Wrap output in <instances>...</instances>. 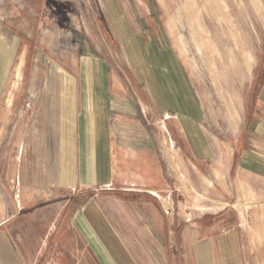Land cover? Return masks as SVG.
I'll use <instances>...</instances> for the list:
<instances>
[{"label": "rangeland", "instance_id": "obj_1", "mask_svg": "<svg viewBox=\"0 0 264 264\" xmlns=\"http://www.w3.org/2000/svg\"><path fill=\"white\" fill-rule=\"evenodd\" d=\"M258 1L264 12V0ZM0 38L7 51L14 44L19 47L13 68L23 57L14 101L6 114L4 107L0 113L5 117L0 161L9 170L28 129L37 90L44 87L49 58L63 64L68 74L79 73L82 60H97L109 83L119 79L134 99L137 96L154 132L160 131L163 117L169 126L176 115L189 112L200 126L197 131L223 148L227 168L253 101L264 92V16L251 0H0ZM160 106L163 114L158 115ZM162 131L171 177L160 203L170 264H184L183 257L188 258L183 239L227 231L242 239V264H264V244L253 254L248 245V236L264 227V194L237 200L229 168L221 177L226 196L215 174L206 177L205 188L192 193L180 177L184 170L179 159L184 155L170 148L176 135L169 128ZM58 213L52 201L19 215L26 223L24 228L20 224V232L34 238L35 249H40ZM48 214L50 224L45 221ZM59 253L63 259L56 257ZM28 262L72 264L64 248L55 244Z\"/></svg>", "mask_w": 264, "mask_h": 264}, {"label": "crops", "instance_id": "obj_2", "mask_svg": "<svg viewBox=\"0 0 264 264\" xmlns=\"http://www.w3.org/2000/svg\"><path fill=\"white\" fill-rule=\"evenodd\" d=\"M18 48L14 44L7 51L0 38V113L2 107L5 114L9 111L22 79L23 57L13 68ZM46 65L44 87L37 90L12 170L0 161V264H30L29 258L43 255L51 244L64 248L72 264H170L160 203L171 177L163 127L176 135L170 145L184 155L180 166L193 191L200 192L206 177L215 174L226 196L221 177L229 168L237 200L264 194L263 91L231 148L227 168L223 148L197 131L200 126L189 112L176 115L169 126L163 117L156 133L137 96L119 79L109 83L97 60H82L75 74L66 73L54 58ZM4 118L2 112L0 148ZM52 201L58 204V218L37 250L34 238L20 232L26 223L18 217ZM45 221L50 224V214ZM194 235L183 239L182 247L190 253L184 264H242V239L235 231ZM248 241L252 254L260 250L264 227ZM56 257L63 259V254Z\"/></svg>", "mask_w": 264, "mask_h": 264}, {"label": "bare ground", "instance_id": "obj_3", "mask_svg": "<svg viewBox=\"0 0 264 264\" xmlns=\"http://www.w3.org/2000/svg\"><path fill=\"white\" fill-rule=\"evenodd\" d=\"M251 2L253 3V6H254V9L257 11V13L258 14H260L261 16H264V12H262V10H261V5H260V3H259V1L258 0H251ZM165 54V53H164ZM169 61V60H168ZM168 81V80H167ZM163 129L165 130V128L163 127ZM173 147V144L171 143V148ZM172 153V152H171ZM172 157H174V156H172ZM180 177L184 180V181H186L187 182V180H186V178H185V176L181 173L180 174ZM187 185H189L188 184V182H187ZM190 189H191V187H190ZM192 190V193L194 192L193 191V189H191ZM260 242H258V244H259Z\"/></svg>", "mask_w": 264, "mask_h": 264}]
</instances>
